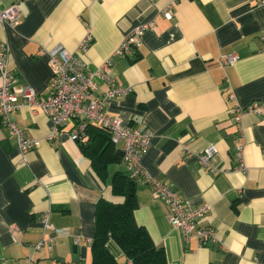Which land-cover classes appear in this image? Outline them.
Here are the masks:
<instances>
[{
	"label": "crops",
	"instance_id": "obj_1",
	"mask_svg": "<svg viewBox=\"0 0 264 264\" xmlns=\"http://www.w3.org/2000/svg\"><path fill=\"white\" fill-rule=\"evenodd\" d=\"M10 5L17 6L19 23L0 24V42L8 49L12 88L30 87L39 98L46 95L50 78L40 51L60 46L73 53L89 35L80 58L95 72L129 33L148 25L138 47L113 57L110 77L129 92L105 101L104 111L125 126L152 132L140 161L145 176L168 184L186 203L210 205L199 225L214 229L220 242L186 241L168 223L163 200L153 199L144 181L135 184L134 221L163 249L166 264H264V116L246 115L238 128L231 112L253 103L264 107V4L0 0V9ZM167 6L171 20L162 16ZM222 56L235 61L221 65ZM94 81L97 89L88 101L102 99L109 89L100 76ZM10 119L39 146L20 164L15 138L0 126V264H91L96 204L100 199L121 202L111 184L117 172L125 171L122 143L113 147L119 162L110 163L101 180L70 138L80 119L67 121L49 141L51 123L38 109L21 105ZM210 146L216 154L209 167L201 168L195 155ZM44 214L53 230L42 236ZM58 229L66 233L56 235ZM42 238L43 245L34 250ZM105 246L117 262L131 264L111 240Z\"/></svg>",
	"mask_w": 264,
	"mask_h": 264
},
{
	"label": "built area",
	"instance_id": "obj_2",
	"mask_svg": "<svg viewBox=\"0 0 264 264\" xmlns=\"http://www.w3.org/2000/svg\"><path fill=\"white\" fill-rule=\"evenodd\" d=\"M257 5L264 4V0H251ZM162 16L171 20L172 12L170 6L162 10ZM19 11L16 5H10L0 9V24L8 27H16L19 23ZM148 27L143 25L129 33L111 57L107 58L95 72L87 70L86 65L80 56L89 43V35L85 36L73 53L62 47H55L51 50H42L39 55L46 56L50 71V78L47 85V93L44 97L38 95L30 87H23L20 91L12 88L13 76L7 69L8 49L5 43L0 42V126L5 128L9 135L16 140L17 150L20 156V164H25L26 154L38 148L39 141L26 136L21 129L10 119V116L19 109L21 105L35 111H41L51 123V133L47 140H52L59 133V128L70 119H80L79 124L73 129L70 138L76 141L83 133L86 122L94 123L104 129L110 137L113 145L122 143V161L127 176L137 181H144L150 188L153 199H162L168 209L166 219L171 227L177 230L186 240L195 239L201 245L219 243L214 229L208 226H201L199 222L210 211V205L206 203L191 205L183 201L172 188L159 180L145 176L140 166L141 158L147 153L152 139V132L149 129H135L125 126L120 119L107 115L104 111V104L107 100L117 99L129 92L128 89L116 87L110 77L113 57L126 56L133 48L139 46L138 39L142 32ZM260 39L264 42V31ZM264 51V49H262ZM235 61L233 56H222L219 58L221 65H231ZM100 76L105 84L109 86L108 91L102 99L88 101V96L97 89L94 81ZM231 98V95L229 96ZM233 123L240 128L242 119L249 114L264 116V107L253 103L247 107H234L232 110ZM183 152H188L184 146ZM216 154L213 146L207 147L201 153L195 155L196 163L201 167H209L210 161ZM238 169L244 170L242 147L236 148ZM43 229L42 236L53 228L48 223V215L44 214L41 219ZM56 235L65 234L62 229L54 230ZM49 244L52 241L48 242ZM78 243V240H75ZM43 245L42 240L33 245L37 250Z\"/></svg>",
	"mask_w": 264,
	"mask_h": 264
},
{
	"label": "trees",
	"instance_id": "obj_3",
	"mask_svg": "<svg viewBox=\"0 0 264 264\" xmlns=\"http://www.w3.org/2000/svg\"><path fill=\"white\" fill-rule=\"evenodd\" d=\"M81 154L90 161L95 174L104 180L107 166L119 162L109 134L99 126L86 122L82 135L76 140ZM111 193L121 202L100 199L95 207V230L90 242L91 264H121L106 248L111 240L131 264H166L162 248L153 244L147 232L133 217L137 207L135 184L126 172H117Z\"/></svg>",
	"mask_w": 264,
	"mask_h": 264
}]
</instances>
